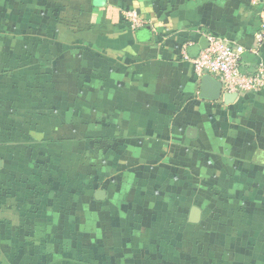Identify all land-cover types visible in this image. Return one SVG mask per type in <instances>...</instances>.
<instances>
[{
    "label": "crops",
    "instance_id": "1",
    "mask_svg": "<svg viewBox=\"0 0 264 264\" xmlns=\"http://www.w3.org/2000/svg\"><path fill=\"white\" fill-rule=\"evenodd\" d=\"M263 3L0 0V264H264V91L192 62L213 34L254 72Z\"/></svg>",
    "mask_w": 264,
    "mask_h": 264
},
{
    "label": "built area",
    "instance_id": "2",
    "mask_svg": "<svg viewBox=\"0 0 264 264\" xmlns=\"http://www.w3.org/2000/svg\"><path fill=\"white\" fill-rule=\"evenodd\" d=\"M259 0H252L258 4ZM125 19L134 29L145 25V19L136 11H127ZM209 46L192 59L198 76L210 75L219 80L223 92L228 94L245 95L264 91V62H261L252 73L246 72L242 67V49L226 37L207 34ZM253 53L260 54L264 51V3L261 12V26L256 35ZM188 58V56H186Z\"/></svg>",
    "mask_w": 264,
    "mask_h": 264
},
{
    "label": "water",
    "instance_id": "3",
    "mask_svg": "<svg viewBox=\"0 0 264 264\" xmlns=\"http://www.w3.org/2000/svg\"><path fill=\"white\" fill-rule=\"evenodd\" d=\"M200 46L202 49H206L209 46V41L207 38L202 37L200 41ZM223 88L222 84L219 80L215 79L210 75H205L201 78V98L210 100V101H218L222 96ZM238 95V94H234ZM105 197V192L100 190L97 192V198L102 200ZM201 218V211L197 207H194L191 213L190 221L193 223H198Z\"/></svg>",
    "mask_w": 264,
    "mask_h": 264
},
{
    "label": "rangeland",
    "instance_id": "4",
    "mask_svg": "<svg viewBox=\"0 0 264 264\" xmlns=\"http://www.w3.org/2000/svg\"><path fill=\"white\" fill-rule=\"evenodd\" d=\"M199 253L202 254V251L200 250ZM204 255H205V256H208V255L210 256V254H208L207 251L204 252ZM238 257H239V259L242 258L240 255H239ZM226 263H227V264H234V262H233V263H232V262H226ZM236 263H237V262H236ZM239 263L241 264L242 262H239ZM211 264H215V263H211ZM245 264H248V262H245Z\"/></svg>",
    "mask_w": 264,
    "mask_h": 264
}]
</instances>
